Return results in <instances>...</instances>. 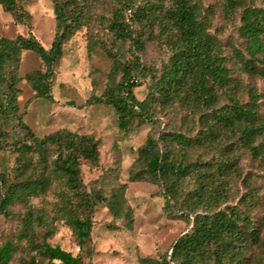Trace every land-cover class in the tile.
<instances>
[{"label": "trees", "instance_id": "1", "mask_svg": "<svg viewBox=\"0 0 264 264\" xmlns=\"http://www.w3.org/2000/svg\"><path fill=\"white\" fill-rule=\"evenodd\" d=\"M30 0H0L4 13L26 36L0 37V153L15 156L0 173V215L26 208L22 238L40 255L22 264H81L58 247L39 241L30 201L58 192L56 219L71 228L82 253L92 247L98 206L134 225L127 185L88 189L82 164L99 166V142L92 136L58 131L37 136L25 123L18 85L26 81L35 97L54 102L52 86L65 48L87 30L90 54L102 49L112 60L106 91L86 105L112 107L121 132L150 125L138 149L129 183L148 182L164 198V214L186 222L189 231L156 258L138 264H264V109L263 95L244 77L264 81V0H221L226 25H235L236 45L220 40L215 9L201 0H52L55 35L49 49L32 34ZM150 45L164 52L160 67L145 65ZM34 53L44 70L19 75L23 55ZM147 84L139 101L135 91ZM243 159L254 171L245 173ZM243 191V192H241ZM13 246L0 248L7 264Z\"/></svg>", "mask_w": 264, "mask_h": 264}, {"label": "rangeland", "instance_id": "2", "mask_svg": "<svg viewBox=\"0 0 264 264\" xmlns=\"http://www.w3.org/2000/svg\"><path fill=\"white\" fill-rule=\"evenodd\" d=\"M201 1L204 6L215 9L214 27L221 29V42L226 46L241 48L236 26L226 25L223 19L221 0ZM25 9L32 16V34L44 48L49 49L56 27L52 0H30L25 4ZM27 34L28 29L16 25L12 16L4 13L0 6V37L14 39ZM65 50L66 55L60 62L52 86L54 102L36 98L26 81L18 85L20 110L25 123L39 137L63 130L94 137L100 144L99 166L93 168L83 163V182L89 190L94 188L103 191L113 185L126 184V197L133 209L135 222L132 229L125 228L123 222L114 219L105 207L98 206L92 232V247L96 254L89 259L81 252L71 228L64 221L56 219L59 197L58 192H51L46 197L30 201L34 215L44 219V224L37 227L39 241L45 240L51 247L80 257L81 264H138L139 258H156L159 253L168 251L179 236L189 231V227L186 222L170 220L165 216V200L158 196L155 185L128 181L137 151L147 140L151 127L142 125L123 133L112 107L86 105L92 97L104 94L112 69V60L102 49L89 53L87 30L77 34ZM163 59L164 52L157 45H150L143 55L145 65L154 64L158 68ZM37 70H44L42 61L34 53H25L19 75L24 77ZM244 83H250L263 95L264 109V81L244 77ZM135 95L139 101H143L148 95L147 84L138 88ZM14 160L12 153H0V173L10 170ZM241 165L245 173L255 170L247 159H243ZM259 186L264 188L262 182ZM25 214L26 208L18 203L11 208L9 218L0 215V248L6 243L13 246L7 264L40 259V255L31 250L22 238ZM263 215L261 211L260 217ZM53 264L61 263L55 261Z\"/></svg>", "mask_w": 264, "mask_h": 264}]
</instances>
